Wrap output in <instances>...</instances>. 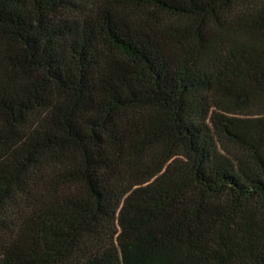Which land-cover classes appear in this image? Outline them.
I'll use <instances>...</instances> for the list:
<instances>
[{
  "label": "trees",
  "instance_id": "obj_1",
  "mask_svg": "<svg viewBox=\"0 0 264 264\" xmlns=\"http://www.w3.org/2000/svg\"><path fill=\"white\" fill-rule=\"evenodd\" d=\"M0 264H264V0H0Z\"/></svg>",
  "mask_w": 264,
  "mask_h": 264
}]
</instances>
